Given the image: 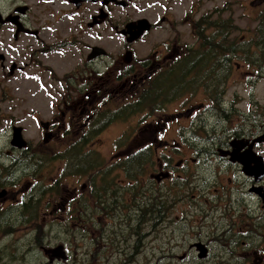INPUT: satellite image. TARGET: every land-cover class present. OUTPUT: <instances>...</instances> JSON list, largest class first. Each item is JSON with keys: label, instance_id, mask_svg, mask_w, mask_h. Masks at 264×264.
Masks as SVG:
<instances>
[{"label": "flooded vegetation", "instance_id": "obj_1", "mask_svg": "<svg viewBox=\"0 0 264 264\" xmlns=\"http://www.w3.org/2000/svg\"><path fill=\"white\" fill-rule=\"evenodd\" d=\"M247 1L248 7L257 11V17L248 20L258 25L264 23V0H0V33L7 31L12 34L7 55L0 52V75L4 74L3 78H19L18 83L13 82L15 86L24 78L29 80L30 71L33 73L34 69L40 68L37 60L40 57L36 52L47 50L48 43L56 42V37L63 30L67 35L61 45L70 49L66 51L70 56L69 69L57 68L53 81L47 85L50 91L48 97L45 94L47 99L43 104L31 103L32 97L30 99L28 93V99L25 97L22 103L13 100V112L22 118L16 123L9 121L6 147L12 152L27 153L30 145L17 148L11 145V141L16 128L20 129L23 137V123L31 116L38 133L46 138V145L63 137H74L76 142L90 136L94 142L91 140L79 148L97 152L101 134L123 119L118 116L123 108L136 105L139 112L146 91L151 88L154 90L152 112L142 115L148 122L142 124L140 115L136 116L140 131L136 137H121L125 148L116 151L113 159L120 160L134 153L124 159L121 166L129 178L136 179L142 177L144 164L127 161L134 159L135 155H139L136 159L140 158L147 149L151 155V149L160 151L156 159L147 161L146 167H153L150 173L153 185H164L165 188L141 194L127 186L126 191L117 194L112 184L107 183V190H103L107 193H98L99 185H96L90 192L92 199L118 207L121 215H131L135 207L140 206L139 202L148 200L158 203L160 212H173L177 201L187 212L188 208L202 210V206L196 203L197 196L191 193L193 189L200 188L199 192L203 193L208 183H213L220 189L235 190V196L244 203L245 209L240 214L247 218L239 221L244 228H239L238 238L246 239V242H241L242 247L250 249L253 264L255 258L257 264H264V143L256 142L264 133V117H255L254 107L258 104L249 84L252 73L241 71L240 63L231 61L244 59L251 63L254 60L247 56L258 53L259 64L264 70V50L240 46L249 45L255 39L262 40L255 35L253 39L252 34L224 32V20L234 22V10L247 8L244 3ZM23 39L26 40L24 43ZM111 42H120V49L112 50ZM20 43L21 48L18 47ZM44 52L39 56L45 55ZM92 52L97 56L90 58ZM235 63L242 82L231 78L232 83L238 84L245 93L241 97L244 103L250 99L248 105L253 106L252 120L257 123L249 126L240 120L225 134L223 120L227 106L238 104L239 100L224 98L223 83L226 79H223L225 72ZM35 79L29 83L30 94L33 93L30 84H42ZM162 79H167L168 83L163 85ZM197 86L199 88L194 91ZM170 88L178 89L180 98L160 103L162 94L168 93ZM41 93L40 88L39 96ZM10 108L11 104L0 105V119ZM164 109H170V112L166 113ZM180 120L188 124L176 128ZM173 125L175 133L185 132L186 144L162 138ZM134 126L130 125L131 128ZM132 143L134 147H130ZM232 145L236 147V154ZM232 153L240 161L235 160ZM251 154L262 160L263 167L258 173L250 168ZM175 157L178 158L175 160ZM210 165L215 166L214 170L205 174L203 168ZM42 167L39 163L37 170ZM93 171L94 167L88 175ZM96 174L100 175L98 171ZM104 177L105 169L100 175L101 181ZM149 182V179L140 181L138 178L135 182L126 181L141 187ZM173 183L179 186L178 194L179 189L170 188ZM73 192L76 199L81 197L76 190ZM214 192L217 193L218 189ZM116 202L120 203L114 204ZM207 207L218 212L220 204L216 202ZM182 217L195 222L190 225V228L195 227L194 236L208 235V243L194 239L190 246L195 251L197 244L203 246L206 250L204 261L214 257L212 250L217 235L223 237L221 246L228 233L234 234L225 231L221 224L207 227L202 220L197 225L194 217Z\"/></svg>", "mask_w": 264, "mask_h": 264}, {"label": "rangeland", "instance_id": "obj_2", "mask_svg": "<svg viewBox=\"0 0 264 264\" xmlns=\"http://www.w3.org/2000/svg\"><path fill=\"white\" fill-rule=\"evenodd\" d=\"M243 1L240 0V2ZM244 3L247 8L240 7L234 10V22L224 20L225 33L238 34L240 28H243L242 33L249 36L252 34L255 22L253 24L248 19L257 17V11L248 7V1ZM66 35L63 30L62 34L59 33L56 37V42L50 41L48 43V49L44 50L45 52L41 50L36 52L38 57H40L37 59L39 61L38 67L40 68L34 69L33 73L30 71L29 80L24 78L22 80L24 82L21 81L15 86L14 83H18L19 78L8 80L3 78L4 74L0 75V105L3 107L11 104L7 114L0 119V193L2 198L0 199V264H49L47 252L59 246L63 247L67 258L65 261H54L52 264H77L78 262L79 264H253L250 249L242 247L241 242H246V239L238 238L240 237L239 228H244L243 224L239 225V221L247 218H243L240 214L245 209L244 203L235 196L237 193L235 190H229L224 187L220 189L219 186H215L213 183H208L207 190L203 193L199 192L200 188L193 189L191 193L197 196L196 203L202 206V210L195 211L193 208H188L187 212L180 207L178 201L173 212H160L159 204L148 200L144 203L139 202L140 206L135 207L131 215H121L118 207L104 201L98 200L95 202L92 199L90 192L93 191L96 185H99L98 193L100 191L103 195L107 193V191H103L104 189L107 190V183L112 184V188L116 189L117 194L126 191L127 186L133 187L135 193L141 194L152 193L154 189L165 188L164 185H153L152 176L150 175L153 172V167H146L147 161L153 158L156 159L160 155V151L151 149V155L150 149H147L149 150L148 155H142L138 159L134 158L127 161H140L144 164V171L141 173L142 177H137L140 181L143 179L150 180L148 185L144 187L126 183V181L135 182L137 178H129L125 169L121 166V162L134 153L120 160L113 159L116 151L125 148L121 137H136L140 131L136 125L138 124L136 116L140 115L142 124L148 122V120L142 118V115L144 112H152V92L154 90L151 88L147 89L144 102L140 104L139 112L136 105L123 108V112L118 115L123 119L114 123L101 134L99 144L96 147L97 152H90L91 159H93V154H96L100 159V164L98 167L93 163L90 164L93 165L94 171L89 175L88 172H67L66 168L71 165L70 160L74 159V156L73 153H68L71 152L70 149L67 151L65 149L73 144L72 142L77 144L82 141L88 142L92 140L94 142V140L90 136H85V138L75 142L76 139L74 137H63L61 140H54L46 145L44 143L46 138L44 139L38 133V127L36 128L35 122L30 120L31 116L23 123L25 127L23 138L31 148L27 153L9 151L6 147L8 144L6 135L10 134L9 121L13 120L16 123L22 118L21 115L14 114L13 100L22 103L25 97L28 99L29 94L30 99L32 97L31 103L43 104L45 99H47L45 94L48 97L50 91L47 85L53 81L57 68L61 67L63 71L69 69L68 60L70 56L66 51L70 49L61 45ZM247 40L248 38L245 39V41ZM11 41L12 34L10 32L2 31L0 33V52L2 54L7 55L6 52H8L9 42ZM25 41L23 39L22 43ZM22 43L18 45L19 48L22 47ZM119 45H121L120 42H111L110 48L112 50L120 49ZM240 46L243 49L264 50V37H262L261 41L255 39L249 45L245 43ZM37 49L38 47L34 50L36 51ZM142 49L143 47L141 46ZM40 52H44L45 55L39 56ZM247 58L254 60V62L250 63L244 61V59H231V61H238L242 66L241 71H250L252 73L249 84L253 87L251 94L255 96L258 104L254 107L255 117L263 118V66L259 64L258 53L253 56H247ZM8 59L10 60V57ZM237 66L236 63L233 64L231 69L225 72V78L223 79H226L223 83L224 98L233 97L235 100H239L238 104L227 106V115L223 120L225 134L232 125L240 122V120L249 126L257 123L252 120L253 106L252 104H250V107L248 105L250 99H247L244 103L241 97L245 93L239 89L238 84L232 83V79L242 82L241 74L236 71ZM34 77L36 78L35 82L42 84L41 86L35 85L36 83L30 84L33 89V93L30 94L29 83L34 81L32 80ZM161 83L166 85L168 80L162 79ZM40 88L42 93L39 96L38 91ZM198 88V86L195 87L194 91ZM158 92L160 91L158 90ZM179 98L178 89L170 88L168 93L162 94L160 103L174 102ZM145 105L147 106L146 108L144 107ZM173 111L174 109L171 112ZM164 112L169 113L170 109H164ZM131 124H135L134 128L130 127ZM187 124V121L180 120L176 124V128H181ZM174 127L175 125L171 126L169 132L162 138L168 141L174 139L175 142L181 145L186 144L185 132L182 131L181 134L175 133L172 129ZM229 133H231V130ZM118 141H121V143L117 144ZM130 147H134V144L132 143ZM61 149L65 151L59 153L57 150ZM84 151H86V148L81 150L77 147L74 150L75 153L79 152L82 154ZM62 154L66 155L62 158H55V156ZM39 155L44 157L42 162L44 166L37 170V167H39ZM177 158L175 157V160ZM83 160L82 165H85L87 159ZM214 168V165H210L206 169L203 168V171L208 174ZM104 169L105 177L101 181L100 175H102ZM106 169L109 170L108 173H106ZM97 171L100 175L96 174ZM170 188L178 190L179 186L173 183ZM214 189H218V192L215 193ZM40 190H43L44 196L39 203L40 212L37 221L30 225L26 224L19 227L18 218L25 213L26 205L24 204L25 202L22 205L20 203H22L24 198L26 201L29 193ZM74 190L81 197L78 199L73 197ZM179 192L180 189L176 193L178 194ZM216 202L220 204L218 212L207 207ZM98 203L103 206L104 211L99 209L100 205ZM119 203L116 202L114 204L118 205ZM85 212L88 214V220L85 222L80 223L76 220H69L70 218L76 219V217L85 219L83 215ZM183 215H187L190 218L194 217L197 225L200 224V220L207 227L221 224L225 231H231L237 237L228 233V238H224L220 246V241L223 237L220 234L217 235L214 249L212 250L214 252L212 260H198L197 252L194 248H190L194 243L192 240L206 241L208 240V235L194 236L195 227L190 228V225H194L195 222L192 219L182 217ZM125 217H128L127 220H125ZM147 217H152L151 220L155 224L149 235L144 236L143 231L149 230V224L144 225L142 220ZM160 217H165L164 221L159 219ZM128 223L130 224V229L127 228V231L112 230L115 225L124 227ZM145 239L147 241L146 248L138 249L137 246L141 248ZM206 242L208 243L209 241ZM135 246L136 248L130 251L126 257H119V249L129 250ZM221 258L222 262H219ZM255 264H257L256 258Z\"/></svg>", "mask_w": 264, "mask_h": 264}, {"label": "trees", "instance_id": "obj_3", "mask_svg": "<svg viewBox=\"0 0 264 264\" xmlns=\"http://www.w3.org/2000/svg\"><path fill=\"white\" fill-rule=\"evenodd\" d=\"M256 35L259 39H262V37H264V23L262 24H259L258 28H257V31H256ZM145 108L147 107L146 105L144 106ZM77 147V144H74L73 146H71L69 149L71 150V152H68V153H73V150L76 149ZM149 151H146L145 153H148ZM67 154V152H65ZM66 154H64L63 156H65ZM148 155V154H146ZM62 156V157H63ZM74 156V159H71L70 160V166L67 167V172L69 173H72V172H79V173H82V172H89V170L91 168H93V165H90V164H95V166H99L100 164V159L99 157L96 155V154H93V159H91V153L90 152H83L82 153H78V154H73ZM61 157V158H62ZM58 158V157H57ZM87 159L86 161V164L85 165H82V162H84L83 159ZM90 166V168H89ZM80 176V175H78ZM44 196V193H43V190H40V191H35V192H31L29 193V196L27 197L26 201L24 200V204L25 207L31 211L27 212V213H23V215H21L18 219V223L20 224L19 227H22V226H25L26 224L30 225L32 223H34L35 221H37L38 219V216H39V213H38V208H39V202H37V199L41 200V198ZM100 205V203H98ZM99 209L101 211H104V208L103 206L100 205ZM27 214V215H25ZM85 216V219H82V218H78L76 217V219H69V220H76L77 222H80V223H83L85 222L86 220H88V214L87 212H85L83 214ZM128 217H125V220H127ZM152 217H147L145 219L142 220V222L144 223V225H148L149 224V230H144L143 231V235L144 236H147L149 235V233L152 231V228H153V225L155 224L152 220ZM159 219H161L162 221H164L165 217H160ZM126 227V228H125ZM3 228V227H1ZM127 228L130 229V224L128 223L127 226H124V227H121V226H116L114 228H112V230H125L127 231ZM146 239L144 240V243L142 245L141 248H139L137 246L138 249H144L146 248ZM136 248L135 247H132L130 248L129 250H124L123 248L119 249L118 251H120V254H119V257L120 258H123V257H126L128 255V253L130 251H133L134 249ZM219 262H222V258L219 260ZM79 264V262L77 263Z\"/></svg>", "mask_w": 264, "mask_h": 264}, {"label": "water", "instance_id": "obj_4", "mask_svg": "<svg viewBox=\"0 0 264 264\" xmlns=\"http://www.w3.org/2000/svg\"><path fill=\"white\" fill-rule=\"evenodd\" d=\"M95 56H97V54H95V53L92 52V55L90 56V58H92V57L94 58ZM256 142H263L264 143V134L262 136H260L257 139ZM11 145L14 146V147H17V148H24L25 145H26L25 141L23 140V138L21 136V133H20V129L19 128H16V129L13 130ZM232 146H234L232 148H234L233 150H234V153L236 154V147H235V145H232ZM234 153L231 154L233 156V158L235 160L240 161V159L237 158ZM250 157H251L250 158V164L252 162H254V163L256 162L255 168L256 169H260L261 163L258 162V160L260 161L261 158H259L257 156H254L253 154H251ZM196 246H199V247H197V249L199 248L198 249V252H199L198 258L199 259H204L206 257V250L201 245H196ZM62 255H63V253L61 252V248H58V249H56L54 251L52 250L51 251V255H50V262H52L53 259H55V258L56 259H63L64 260L65 259V256L64 255L62 256Z\"/></svg>", "mask_w": 264, "mask_h": 264}]
</instances>
